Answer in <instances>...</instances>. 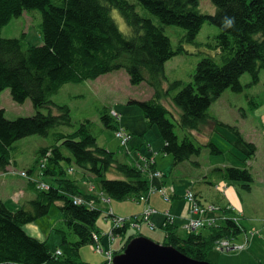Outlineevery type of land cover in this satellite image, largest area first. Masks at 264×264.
Listing matches in <instances>:
<instances>
[{
  "label": "trees",
  "instance_id": "trees-1",
  "mask_svg": "<svg viewBox=\"0 0 264 264\" xmlns=\"http://www.w3.org/2000/svg\"><path fill=\"white\" fill-rule=\"evenodd\" d=\"M210 1L216 8L214 15L202 13L198 0H0V96L9 90L15 103L30 100L36 110L33 117L15 120L7 119L5 111L0 110V171L7 173L8 167L15 164L13 151L19 140L31 136L51 138L52 144L40 150L37 163L47 159L42 176L57 178L62 185L59 189L51 185L47 191L34 186L37 196L29 209L13 212L0 200V264H86L81 261L80 249L93 245L94 236L100 234L97 221L102 212L74 204L78 188L67 179L70 167L66 169L63 164H75L93 175L112 200L137 199L150 191L143 168L122 163L117 154L99 146L93 123H82L72 134L62 131L63 127H73L71 110L56 105L52 98L68 84L95 81L120 71L129 75L134 86L147 84L154 91L153 97L130 104L140 106L150 128H158L164 141L162 154L172 156L174 166L192 162L204 148L212 155L222 154L212 141L206 145L199 142L206 122L229 128L235 134L233 144L242 155L243 166L215 171L221 181L252 191L254 177L247 163L255 158L257 148L237 128L211 116L209 110L225 91H243L244 74L251 76L253 85L259 83L264 71V0ZM34 11L42 15L41 46L26 48L24 38L2 37L3 28L14 18ZM116 11L125 22L126 32L120 29ZM207 23L219 30L217 35H209L206 44L215 56L202 54L192 82H170L165 90L166 63L185 54L184 44L198 45L197 37ZM170 27L184 32L177 45L166 34ZM169 100L180 111L178 116L169 110ZM44 109L49 113H41ZM112 120L109 108L104 107L101 122L115 131L118 125ZM56 203H60L63 216L57 230L62 238L61 256L24 230L26 225L47 217ZM164 230V245L197 261H207L217 242L236 238L242 232L232 221L207 235H182L174 225ZM115 233L123 235L126 230ZM134 238H129L123 250Z\"/></svg>",
  "mask_w": 264,
  "mask_h": 264
},
{
  "label": "rangeland",
  "instance_id": "rangeland-1",
  "mask_svg": "<svg viewBox=\"0 0 264 264\" xmlns=\"http://www.w3.org/2000/svg\"><path fill=\"white\" fill-rule=\"evenodd\" d=\"M198 1L202 13L209 15L216 13V8L210 0ZM114 15L120 29L126 32L125 22L119 12L116 11ZM41 26L42 15L39 11H34L32 14H24L20 18H14L9 25L3 28L2 37L7 39L24 38L23 45L26 48L41 46L43 44ZM183 33L177 27L166 29V34L172 39L174 45L179 43ZM218 33V28L207 23L197 37L198 45L184 44L185 54L176 56L166 63L165 76L167 80L163 83L165 90L169 88L170 82L190 83L193 81V75L201 61L202 54L215 56L216 53L209 50L206 44L210 38L209 35L212 34L213 36ZM241 84L243 85L241 93H235L232 90L225 91L212 104L209 113L220 123L223 122L224 125L237 128L243 138L257 148L255 158L248 163L252 169L254 185L251 192H246L240 187L239 189L235 188L236 186L232 187V191L238 193L234 199H238L240 205L245 204V217L240 216L238 220V223L243 227L242 232L238 237L223 239L219 245L215 246L208 253L207 262L210 264H264V71L260 74L258 84H252V78L249 74L242 76ZM153 94L154 91L147 84L134 86L130 82L129 75L125 71H120L102 76L95 81L68 84L61 89L59 94L53 96L52 100L56 105L68 106L71 110L73 127H63V132L72 134L77 131L82 123L86 121L93 123V133L99 146L117 154L120 162L137 165L147 172L151 184L147 201L151 199V207L160 212L167 211L174 218V222L175 218L189 219L197 203L204 207L214 205V203H206L209 202L206 200H212L215 193L213 188L205 182L204 177L209 174V179H214L217 175L215 171L217 167L243 166L240 159L242 155L233 144L236 139L235 134L229 128L217 126L214 121H210L204 125V135L198 136L199 142L206 145L212 141L222 154L212 155L210 149L204 148L201 155L194 157L192 162L174 166L173 157L162 154L164 141L158 128H150L140 106L130 104L132 101H149ZM166 103L169 110L175 115L180 113L170 100ZM104 107L109 108V116L113 119L112 122L117 123V130L107 129L100 122ZM0 110L5 111L6 118L9 120L30 118L36 115V110L30 100L24 104L15 103L9 90L4 91L0 96ZM52 110L56 112V108L53 107ZM41 113L48 114L49 111L44 109ZM119 133H122V136H119ZM177 134L182 139L183 134L179 128ZM124 141L125 143H123ZM51 144V138L42 136L27 137L15 143L13 160L17 164L16 167L14 165L9 166L7 174L0 171V183H3L1 184L3 190L0 191L1 201H6L5 197L16 195V193L30 192V187L34 189V186L36 189L45 188L41 191L49 190L51 185L58 189L62 188L57 178L50 179L41 176L43 167L40 161L37 163L40 150L49 147ZM139 152L142 155L139 154L138 159H136L137 156L136 158L132 157L134 153ZM64 153L71 157L67 150H64ZM143 154L152 157L153 161H148V158L144 157ZM194 163H199V166H195ZM63 165L66 169L68 166L76 168L75 164ZM82 173H84L83 176L76 170L68 171L67 179L73 180L75 187L78 188L74 200L88 208L102 212L97 221V228L102 234L101 236L108 235L104 238L107 249L111 246L114 251H118L115 253L116 255L121 254L129 238L137 234H141L142 237L148 238L156 244L162 246L165 244L166 232L164 228L152 230L147 225H143L142 231L134 229L136 222L133 219L139 217V211L144 206L143 200L140 198L123 201L112 200L102 192L98 180L93 175L86 173V171H82ZM161 173L166 176L164 177ZM5 176L6 178H4ZM165 179L169 185H159L160 181ZM190 179L196 182L195 189H192L191 192L194 193V196L195 193L200 195L203 193L204 200L199 196H195L194 200L189 199L188 196V199L184 197L192 207L189 211L190 206L185 202L178 203L179 199L176 200V205L172 204L176 194L171 184L174 183L178 192L183 194L188 188ZM4 189L7 193L5 197H2L4 196ZM158 189L160 191H155ZM216 190L225 194L224 189L216 188ZM33 194L32 196L35 197ZM20 198L12 196L9 200L13 203L14 200L18 202L16 208L29 209L28 203L19 202ZM180 201L183 200L180 199ZM7 204L10 206L9 203ZM59 205L60 203L54 204L49 215L34 222L36 224H28L31 227L37 225L42 234L46 232L44 238H50L47 242L53 253L60 248L58 246L62 243V238L57 232L60 230L63 221ZM235 205L236 203H234ZM151 207L147 206L146 209ZM108 212L110 216H108ZM241 214L243 215V213ZM119 219L129 221L133 228H125L127 229L126 234L115 236L113 234L114 227L121 225ZM182 230L179 232L182 235L186 234V230ZM203 234L207 235L208 231H203ZM246 240L250 242L247 243ZM80 256L81 261L86 264H103L105 261V255L99 253L96 246L91 244L81 247Z\"/></svg>",
  "mask_w": 264,
  "mask_h": 264
},
{
  "label": "crops",
  "instance_id": "crops-1",
  "mask_svg": "<svg viewBox=\"0 0 264 264\" xmlns=\"http://www.w3.org/2000/svg\"><path fill=\"white\" fill-rule=\"evenodd\" d=\"M101 122V121H100ZM139 154H142V153H134V155H132V157L133 158H136V156H137V158L136 159H138V156H139ZM143 156H144V154H143ZM144 157H146V156H144ZM141 162V161H140ZM141 163H143V162H141ZM248 163H250V161L248 162ZM247 163V165H248V167L250 168V170H251V172H252V169H251V167L249 166V164ZM16 162H15V164H14V166L16 167ZM157 168V167H156ZM217 168H220V167H217ZM253 174V173H252ZM84 175V173H82L81 174V176H83ZM42 176V175H41ZM32 177H33V175H32ZM4 178H6V176L4 177ZM34 178V177H33ZM41 177L39 176V179H40ZM115 179V178H114ZM204 179H205V182L208 184V185H210L212 188H213V190H214V195H213V197H212V200H206V201H209V202H206V203H214V204H216V205H218V206H220V207H228V206H232V207H234V208H236L238 211H241V212H243V217H245V214H244V212H245V208H244V205L245 204H243V205H240L239 204V201H238V199L237 200H235L234 198L236 197V194H238L236 191H232V187H235V185H230V184H228V188L225 190V194H223V193H221L219 190H216V186L217 185H221V186H223L226 182H224V181H221V179L219 178V176H218V174L216 175V177L214 178V179H209V174H207L205 177H204ZM6 180V179H5ZM191 180V179H190ZM189 180V181H190ZM224 182V183H223ZM86 183V182H85ZM1 184H3V183H0V191H2L3 190V188H2V186H1ZM163 184H167V185H169L168 184V181H167V179H165L164 181L163 180H161L160 181V183H159V185H163ZM227 184V183H226ZM27 185H28V182H27ZM174 188H175V191H176V196L174 197V200L172 201V204H174V205H176V200L177 199H179V201H178V203H186V204H188L189 206H190V209H189V211L191 210V205L185 200V193L186 192H183V194L182 193H179L178 192V188H177V186L174 184V183H172L171 184ZM5 186V185H4ZM32 186V185H31ZM87 186H88V184H87ZM93 186V185H92ZM94 188H95V190H97V188L95 187V186H93ZM9 188H12V187H9ZM16 188V187H15ZM26 188H27V186H26ZM235 188H238L239 189V187H235ZM187 190H188V188H187ZM186 190V191H187ZM31 191H33L32 193H31ZM233 192H235V193H233ZM3 193H4V196H2V197H5V195H6V193L7 192H5V189H4V191H3ZM31 193V194H30ZM34 193V194H33ZM201 193V192H200ZM32 194L35 196V197H33L32 196ZM198 194V193H197ZM1 195V194H0ZM202 195V196H201ZM201 195L200 194H198V196L202 199V200H204V196H203V193H201ZM7 196H9V195H7ZM12 196H18V197H21L19 200V202L20 203H30L31 201H33L34 199H36V196H37V194H36V192L32 189V187H30V192H26V191H24V192H22L21 194H18V193H16V195H11V196H9V197H5V199H6V201L5 200H3V202L7 205V207L10 209V210H12L13 212H15V211H18V210H20V208H16L15 206H18V202H15V200H14V203L11 201V200H9V198H11ZM32 196V197H31ZM1 197V196H0ZM180 199L181 200H183V201H180ZM151 199L149 200V202H144V206L143 207H141V209H140V211H139V213H140V215H139V217H142L143 215H144V211L146 210V207L147 206H150L151 207ZM7 203H9L10 204V206L7 204ZM234 203H236V205L234 206ZM139 205H142V204H139ZM172 210V209H171ZM157 211V213L156 214H154L153 216H151L150 217V222L151 223H153L154 225H155V227L157 228V230H159V229H163V225H165L166 224V222H167V216H166V214H167V211L166 212H160V211H158V210H156ZM189 213V212H188ZM169 215H170V213H169ZM189 215V214H188ZM117 217V216H116ZM188 217V216H187ZM185 222L187 223V218H185V219H181V218H175V222H174V218H173V224H174V227H176L179 231L181 230V231H183L182 229H185ZM33 224H36V223H33ZM143 225H147L148 226V223H146V222H143L142 223V226H141V231H142V229H143ZM35 227H31L30 225H26L25 227H24V230L26 231V233L29 235V236H31V237H33V238H36V239H38V240H40L41 242H46L47 243V245H48V242H49V239L50 238H44V235H46V232H44V234H42V232L38 229L39 227L37 226V225H34ZM136 230H138V229H136ZM140 230H138V231H140ZM40 231V232H39ZM126 232H127V230H126ZM34 233H36V234H34ZM140 233V232H139ZM126 234V233H125ZM139 235H141V234H137V235H135L136 237H141V236H139ZM118 236H122V235H118ZM48 239V240H47ZM48 241V242H47ZM166 241V240H165ZM251 243H252V241H251ZM58 247H60V245L58 246ZM60 250V248H58V250L55 252V253H57L58 251Z\"/></svg>",
  "mask_w": 264,
  "mask_h": 264
},
{
  "label": "built area",
  "instance_id": "built-area-1",
  "mask_svg": "<svg viewBox=\"0 0 264 264\" xmlns=\"http://www.w3.org/2000/svg\"><path fill=\"white\" fill-rule=\"evenodd\" d=\"M119 136H122V133H119ZM123 143H125V141ZM23 176H26V175L23 174ZM192 183L193 182H191V184ZM38 189L44 190L45 188H38ZM187 196L191 200L195 199V196L191 191H189L186 194V198H187ZM164 200L168 202V200H166L165 198H164ZM74 203L76 205H84V204H81L80 202H78L77 200H74ZM196 205L197 206H195L194 211L190 215L189 219H187V225L185 227V229L189 233L198 232V231H202V230H208V229H211L214 227H218L221 222L228 220V217L223 213V211L215 205H210L208 207H204L202 205H199L198 203ZM156 213L157 212L154 209L147 208L145 210L143 217H142L143 221L147 222L151 229H154L155 226L150 222V217ZM166 216H167V222L165 225L172 223L173 218L169 215L168 212H167ZM135 222L136 223L134 226L138 227L137 221H135ZM119 223H121V225L115 226L116 229L124 228L125 225L127 223H129V221H126L125 219H119ZM94 240L96 242L95 246H96L97 251L99 253L105 255V264H113V260H114L113 250L110 248L109 251L105 252L101 243H100V239L97 236H95ZM222 241L223 240L217 242L216 246L219 245ZM57 255H61V252H58Z\"/></svg>",
  "mask_w": 264,
  "mask_h": 264
},
{
  "label": "water",
  "instance_id": "water-1",
  "mask_svg": "<svg viewBox=\"0 0 264 264\" xmlns=\"http://www.w3.org/2000/svg\"><path fill=\"white\" fill-rule=\"evenodd\" d=\"M114 264H210L194 260L172 246L156 244L145 237L135 238Z\"/></svg>",
  "mask_w": 264,
  "mask_h": 264
},
{
  "label": "bare ground",
  "instance_id": "bare-ground-1",
  "mask_svg": "<svg viewBox=\"0 0 264 264\" xmlns=\"http://www.w3.org/2000/svg\"><path fill=\"white\" fill-rule=\"evenodd\" d=\"M221 123H223V122H221ZM75 204V203H74Z\"/></svg>",
  "mask_w": 264,
  "mask_h": 264
}]
</instances>
